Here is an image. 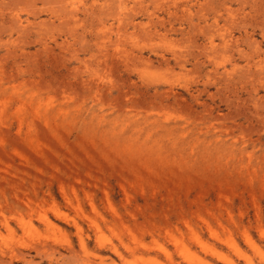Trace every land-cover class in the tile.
<instances>
[{
    "label": "rangeland",
    "instance_id": "rangeland-1",
    "mask_svg": "<svg viewBox=\"0 0 264 264\" xmlns=\"http://www.w3.org/2000/svg\"><path fill=\"white\" fill-rule=\"evenodd\" d=\"M0 264H264V0H0Z\"/></svg>",
    "mask_w": 264,
    "mask_h": 264
}]
</instances>
